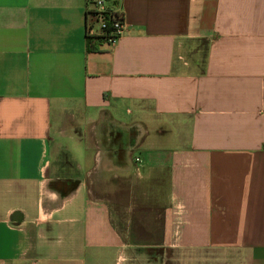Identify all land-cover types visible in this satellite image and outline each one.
I'll return each instance as SVG.
<instances>
[{"label":"crops","instance_id":"0c3cea01","mask_svg":"<svg viewBox=\"0 0 264 264\" xmlns=\"http://www.w3.org/2000/svg\"><path fill=\"white\" fill-rule=\"evenodd\" d=\"M93 2L0 0V264H264V0Z\"/></svg>","mask_w":264,"mask_h":264},{"label":"built area","instance_id":"2783aa9c","mask_svg":"<svg viewBox=\"0 0 264 264\" xmlns=\"http://www.w3.org/2000/svg\"><path fill=\"white\" fill-rule=\"evenodd\" d=\"M92 20L87 26L89 36H99L110 46H115L125 32L124 15L117 11H109L105 0H94Z\"/></svg>","mask_w":264,"mask_h":264},{"label":"rangeland","instance_id":"374dc122","mask_svg":"<svg viewBox=\"0 0 264 264\" xmlns=\"http://www.w3.org/2000/svg\"><path fill=\"white\" fill-rule=\"evenodd\" d=\"M62 129L56 128L57 132H61L62 135L66 133V130L69 129V126L66 127L64 124L61 126ZM68 128V129H67ZM90 141V138H88ZM62 142H64L62 140ZM57 140L56 144L52 145L53 151V161H54V169L56 174L60 175H70L74 176L76 174L74 163L72 162V158L70 152L64 143ZM89 143V142H87ZM54 146V147H53ZM73 147L70 145V148Z\"/></svg>","mask_w":264,"mask_h":264},{"label":"trees","instance_id":"16d2710c","mask_svg":"<svg viewBox=\"0 0 264 264\" xmlns=\"http://www.w3.org/2000/svg\"><path fill=\"white\" fill-rule=\"evenodd\" d=\"M88 35V34H87ZM87 39H88V44H91L92 43V39H95V37H91V36H87ZM100 39H102V37H100ZM89 46V45H88ZM89 49V48H88Z\"/></svg>","mask_w":264,"mask_h":264}]
</instances>
